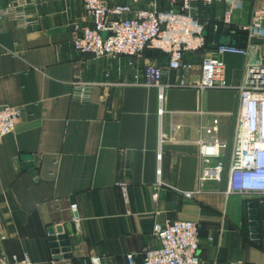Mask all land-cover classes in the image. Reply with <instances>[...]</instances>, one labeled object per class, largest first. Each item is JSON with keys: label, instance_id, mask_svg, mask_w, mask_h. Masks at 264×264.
I'll return each mask as SVG.
<instances>
[{"label": "crops", "instance_id": "crops-1", "mask_svg": "<svg viewBox=\"0 0 264 264\" xmlns=\"http://www.w3.org/2000/svg\"><path fill=\"white\" fill-rule=\"evenodd\" d=\"M171 1L175 9L182 2L157 0L158 11L169 9ZM229 1L235 6L231 28L246 23L259 5V0L196 4L198 19L209 22L207 41L211 28L216 35ZM7 2L0 0V10ZM26 2L28 24L0 17V105L22 109L14 131L0 138V256L11 260L27 253L30 264H87L95 257L99 264H124L126 255L134 254L141 264L145 250L159 246L154 224L192 220L198 227L199 264H264V248L243 231L249 199L225 193L237 89L198 94L171 87L160 103L155 86L133 83L127 57L74 50V25L90 24L82 0ZM147 4L139 0L134 7ZM219 40L249 48L247 58L222 57L228 84L242 82L248 61L264 65V37L241 41L230 31ZM153 51L134 59V66H164L167 55ZM208 56L216 57L206 47L185 52L184 59L198 65ZM197 75L194 71L191 78ZM76 76L90 84L86 100L74 96ZM173 80L170 74L161 82ZM199 111L217 114V136L227 143L224 170L220 181H209L207 190L185 198L181 191L198 186L196 140L211 122ZM160 131L167 139L158 155ZM118 181L127 183L126 200ZM49 230L65 236L71 257L54 253Z\"/></svg>", "mask_w": 264, "mask_h": 264}, {"label": "built area", "instance_id": "built-area-1", "mask_svg": "<svg viewBox=\"0 0 264 264\" xmlns=\"http://www.w3.org/2000/svg\"><path fill=\"white\" fill-rule=\"evenodd\" d=\"M139 0L109 4L107 0H82L90 19L89 25H74V50L80 54L101 56H125L128 65L134 67L133 83L152 85L158 90L161 103L167 88H188L202 94L207 89H237L239 94L238 117L234 140L229 157L226 179V194H240L250 199L264 200V65L260 61H248L242 82L235 86L225 80L222 57L226 54L249 57V48L237 43H217L206 40L208 20L200 21L196 16V4L207 7L227 0H182L178 9L173 7L158 11L157 0H148L147 7H134ZM26 0H8L0 10L6 17L21 25L29 23L25 11ZM234 3L227 2L219 24L238 36L247 38L264 37V0L254 7L249 20L231 29ZM215 27V26H213ZM209 48L214 57H203L198 65L184 59L187 51ZM147 49L167 55L164 66L153 63L142 67L134 66V59L143 56ZM198 71L195 78H191ZM174 75L173 82H161L163 76ZM74 96L83 101L88 98L90 84L76 76ZM107 94L105 95V98ZM159 112H162L161 104ZM211 116L209 125L202 126L196 140L198 147L197 188L181 191L185 198L207 190L209 181H220L224 170L223 151L227 143L217 136L219 123L217 114L199 111ZM22 115L18 106L0 105V138L14 131ZM167 139L158 134V155L161 144ZM159 157V156H158ZM123 198L127 199V183L118 181ZM156 197V193L153 194ZM72 212L77 211L74 203ZM152 233L159 241L157 248L145 250L141 264H199V234L192 220L166 221L154 224ZM210 239V238H209ZM89 264H99V258H91ZM0 264H30L27 253L21 258L13 256L7 260L0 256ZM124 264H138L134 254H127Z\"/></svg>", "mask_w": 264, "mask_h": 264}, {"label": "water", "instance_id": "water-1", "mask_svg": "<svg viewBox=\"0 0 264 264\" xmlns=\"http://www.w3.org/2000/svg\"><path fill=\"white\" fill-rule=\"evenodd\" d=\"M211 34L208 36V42H212V48L216 46L217 43H230V40L222 42L219 40L220 34L229 33L230 30L227 27L218 26L216 28V35H213V28L210 29ZM240 40H246L245 36H240ZM157 54L158 51H153ZM243 231L246 236H248L252 242L258 246L264 248V200L262 199H250L244 204L243 213ZM48 240L50 245L54 249V253L57 254L59 251L64 253V257H71L70 249L68 247V241L62 234H55L53 230H49ZM61 247V250H59ZM89 260L87 264H89ZM79 264H84L83 260L79 261Z\"/></svg>", "mask_w": 264, "mask_h": 264}, {"label": "trees", "instance_id": "trees-1", "mask_svg": "<svg viewBox=\"0 0 264 264\" xmlns=\"http://www.w3.org/2000/svg\"><path fill=\"white\" fill-rule=\"evenodd\" d=\"M231 29L233 30V27Z\"/></svg>", "mask_w": 264, "mask_h": 264}]
</instances>
